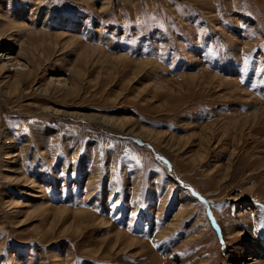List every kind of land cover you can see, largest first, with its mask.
Returning a JSON list of instances; mask_svg holds the SVG:
<instances>
[{"label":"rangeland","instance_id":"rangeland-1","mask_svg":"<svg viewBox=\"0 0 264 264\" xmlns=\"http://www.w3.org/2000/svg\"><path fill=\"white\" fill-rule=\"evenodd\" d=\"M4 53L0 264H264V0H0Z\"/></svg>","mask_w":264,"mask_h":264},{"label":"bare ground","instance_id":"bare-ground-1","mask_svg":"<svg viewBox=\"0 0 264 264\" xmlns=\"http://www.w3.org/2000/svg\"><path fill=\"white\" fill-rule=\"evenodd\" d=\"M8 53H4L3 55L5 56V55H7ZM23 54V53H22ZM27 54V53H26ZM24 56V55H23ZM20 59H18V57L17 56H11V55H7V57L4 59V61H3V63H1L0 64V72H2V74L4 75V79H5V81L8 83V82H10V78H11V76H10V74H8V71L7 70H5L4 71V69L6 68V64H8V62H11L10 64L11 65H18V67H19V65H21V63H20V61H19ZM2 62V61H1ZM23 66V65H22ZM28 67V66H27ZM22 68V67H21ZM26 68V67H25ZM28 69V68H27ZM16 72H18V71H16ZM19 72L20 73H22L23 71H20L19 70ZM19 73V74H20ZM21 79V78H20ZM12 81V80H11ZM17 83V82H16ZM19 83V82H18ZM63 83H64V81H63ZM12 84V83H11ZM65 84V83H64ZM66 85V84H65ZM75 115V116H74ZM74 115H72V116H74V117H78V118H86V115L85 116H82V114H78V113H74ZM89 117H92V118H95L94 116H89ZM103 121V120H102ZM108 121V120H107ZM112 121V120H111ZM103 122H106V120L105 121H103ZM113 122V121H112ZM112 122H106L107 124H111V125H113V123ZM117 122V121H116ZM104 124V123H103ZM123 125H124V123H123ZM116 126V125H115ZM124 127V126H123ZM141 129V128H140ZM141 132H142V129L140 130ZM144 133H145V136L146 137H154L156 140H160V138H157L155 135H153L152 133H151V131H149V130H147V131H145L144 130ZM154 133V132H153ZM150 139V138H149ZM155 141V140H154ZM183 211V210H182ZM84 213V212H83ZM60 214V213H59ZM182 214V213H181ZM177 218V217H176ZM179 218H180V216H179ZM252 259V258H251Z\"/></svg>","mask_w":264,"mask_h":264},{"label":"snow or ice","instance_id":"snow-or-ice-1","mask_svg":"<svg viewBox=\"0 0 264 264\" xmlns=\"http://www.w3.org/2000/svg\"><path fill=\"white\" fill-rule=\"evenodd\" d=\"M161 160H163V157H159Z\"/></svg>","mask_w":264,"mask_h":264}]
</instances>
